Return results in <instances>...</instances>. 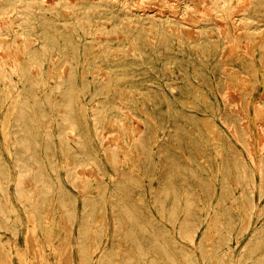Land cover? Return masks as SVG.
Here are the masks:
<instances>
[{"label": "bare ground", "instance_id": "6f19581e", "mask_svg": "<svg viewBox=\"0 0 264 264\" xmlns=\"http://www.w3.org/2000/svg\"><path fill=\"white\" fill-rule=\"evenodd\" d=\"M6 1L9 4L0 6V32L3 26L16 22L31 30L28 17L32 16L43 21V41L40 45L26 41L0 51V255H7L0 264H33L26 251V241L23 245L13 237L22 234V227L35 230L44 225L40 210L49 204L47 200L51 196H56V204L65 207L61 215L72 225V264H264V203L245 242L242 236L248 227L241 225L236 211L241 205L253 212L255 194L260 199L264 197V122L252 121L251 102L243 104L240 113L237 105L230 108L228 96L219 93L226 79L213 67L218 60L207 62L211 53L202 52L198 47L204 46V35L209 33L206 28L214 18L212 21L210 17L203 18L195 26L196 30H192L199 35L193 33L195 41L189 42V38L180 35L179 29L171 33L164 26L174 21L173 11L152 12V6V10L150 7L145 10V0L2 2ZM199 1L206 2L213 14L234 15V25L251 16L245 11L233 13L237 0ZM16 2L23 3L14 7ZM184 2L186 7L188 3ZM62 13L71 22L59 28L58 16ZM99 17L110 19L113 30L118 23L126 27L134 56L147 68H152V57L165 53L162 49L183 53L184 56L175 58L178 68L187 71L182 78L188 84L181 95L195 99L196 89L205 91L200 93L209 99L210 105L203 111L210 112L207 118L220 128L223 139L220 148L211 147V141L203 137L204 130L198 120L190 118L191 112L183 118V109L177 107L175 112L181 121L177 119L173 124L170 117L157 114L161 103L175 101L178 86L173 84L170 92L163 90L151 104L143 103L149 117L136 113L142 102L132 95L126 98L127 110L144 123V128L133 133L128 143L131 146L127 157L136 162L119 159V144L111 142L102 132L108 112L118 106L112 101L121 99L114 90L116 79L90 81L79 77L82 42L59 40L71 35L90 43L100 35L106 36L109 30L97 23ZM155 17L159 19L152 23L148 43L138 41L142 25ZM216 22L221 23L217 19ZM172 34L176 36L164 42L165 35ZM9 48L16 51L11 53ZM62 48L66 50V56L60 59L65 70L53 75L54 82L49 84L48 72L57 68L51 59L52 52L62 56ZM261 54L264 63V50ZM103 60L108 61L106 54ZM98 63L87 59L83 65L92 68ZM231 64L235 69L236 64ZM261 79L264 80L263 74ZM189 86L192 90H188ZM105 101L107 106L103 108ZM254 105L264 116V97ZM49 115L54 121L44 130L43 121ZM96 145L105 152L106 163L99 158ZM64 156L71 161L63 162ZM202 157L206 164L200 161ZM212 159H222L224 163L214 164L210 162ZM80 167L86 170L81 171ZM103 176L109 180H103ZM233 184L240 186L239 196H234ZM80 187L95 195L80 199ZM23 209L30 210L32 221L28 224L21 217ZM208 222L202 239L195 244L197 230ZM103 224L110 228L103 229ZM91 230L94 232L89 238ZM232 239H236V244L230 243ZM42 258L48 263L46 256ZM66 258H63L65 263Z\"/></svg>", "mask_w": 264, "mask_h": 264}, {"label": "rangeland", "instance_id": "374dc122", "mask_svg": "<svg viewBox=\"0 0 264 264\" xmlns=\"http://www.w3.org/2000/svg\"><path fill=\"white\" fill-rule=\"evenodd\" d=\"M2 1H0V6L9 4V1ZM167 1L169 0H145L143 9L149 10L148 8L152 6L154 10H157L154 11L150 7L152 12L163 13L161 9L173 11L175 15L173 16L174 21L166 23V25L164 26H168V30L171 31V33L177 32L179 29L180 35L184 36L185 38H189V42L195 41V37L192 36L193 33L195 35H199L196 31L192 33V30H196L195 26L200 24L203 18L210 17L211 21L214 18V20L211 22L212 24L206 28L207 30H209V33L204 35V46L198 47H200L199 49H203L202 52L205 50L206 52L211 53V55L206 58V60L208 59L207 62L213 61L215 59L218 60V63L213 64V67L218 70V74L223 78V80L226 79L221 83V86L218 89L219 93L225 94L226 97L228 96L227 100L230 102V108L237 105V108L239 107L238 109L240 110V113H242L243 111L242 105H248V103L251 102V109L249 112L252 117V121L264 122V116L262 112H258L254 105L255 101H257L259 98L264 97V80L261 79L262 74L264 75V63L261 54L264 50V0H258V2H256L257 0H237L235 2L234 9L232 10L233 13L236 14L245 11L246 13L251 14V16L247 18L245 17L240 21V23L237 24L239 27L232 23L235 20L234 15L222 17L213 14V10H211L210 8L208 9V6L205 5L206 2L204 1L201 2L199 0H185L186 3H188L186 7L183 6L185 5L184 0H170L174 5L172 4V2ZM22 3L16 2L13 4V6L19 7ZM157 3L160 6L157 5ZM199 6L202 8H200ZM237 6L239 10L240 8L242 9L239 11L237 9ZM174 7H177V9H175ZM9 8L10 5L5 9ZM205 8H207L208 11L205 10ZM200 9L203 10L200 11ZM167 10H165L164 12H166ZM174 11L179 13V16L176 15L177 13H175ZM11 14H15V11H12ZM186 16L188 18H191L188 19ZM179 17L184 18L180 19ZM175 18H178V20H175ZM185 18H187L188 20H186ZM58 19L59 20L57 22V25L59 26V28H61V25H69L71 22L70 17H67L64 13L60 14L58 16ZM158 19V17H155L154 19H147L145 21L144 26L142 25V34L140 35V38L142 36V39L139 38L138 41L142 40L143 42L148 43L147 35L152 34V23ZM216 19L221 23L216 22ZM28 20L30 22L28 24V27H33V29L31 30L25 29L24 25L19 24L18 22L8 23L6 27L2 25L3 27L0 32L1 52H3V49H5L7 46L19 45L26 41H30L35 45L41 44V42L43 41V33L41 31L43 21L33 19L32 16H29ZM96 20L101 27L105 26L106 29L109 30L106 36L100 35L99 38L91 40L90 43L83 38L81 39L80 37L72 38L71 35H68L66 39L59 37V40H63L61 42H64V40L67 41L69 39L82 42L83 45H80L81 49L79 51V77H85L90 81L94 80L93 78L99 80L116 79L117 83L115 84L114 90L118 95L121 96V99L116 98L112 101L118 106H116L112 111L108 112L104 122L105 128L102 132L104 136H108L111 142L119 144L117 146L119 159H121L122 161L128 159L130 160L129 163L136 162L127 157L131 146L128 143L131 141L133 133L138 131V129L144 128V123L138 117L131 115L127 110L129 104L127 103L126 98L132 95L133 98L142 102L138 106L136 113L140 117H149L150 113L148 111V108L143 105V103L151 104L152 100L162 95L163 90L170 92L169 87L173 84L178 86L177 97L174 99L175 101H173L172 103H169L167 101H165L163 104L161 103L158 108L159 111L157 112V114L162 117H170V124H173L177 121V119L181 121L180 115H177V112H175V109L177 107L183 109V113H181V115H183V118L184 116L186 117L187 115H189V112H191L193 115L190 114V118L198 120L201 129L204 130L202 131L203 137L211 141V147L215 149L220 148L223 140L222 134L219 131L220 128L219 126L214 125V123L207 118V116H211V113L203 111L205 107H208L210 105V103L208 102L209 99H207L205 96L203 97L200 93L205 91H199L198 89H196L197 92H194L196 93V97H198V95H201V97H195V99L193 97H188L187 94H184L183 96L181 95L183 88L188 84V82L183 79L187 74V71L183 69L180 70V68H178L175 58L176 56H184L183 53L176 52L173 49H162L161 51H164L165 53L152 57V68H147L146 65L140 63L141 60L139 58H136L134 56V47L131 41L127 39V37H131V35L130 33L125 32L126 27H122V24L118 23L115 27L116 30H113V24L111 23L110 19L99 17ZM222 22L224 25L222 24ZM183 27L186 28L187 31L186 29L182 30L181 28ZM235 30L237 33H235ZM184 31L186 32V35ZM189 33H191L190 36L193 39L189 36ZM170 36L174 37L176 36V34L168 36L165 35L164 42L169 41L168 38ZM19 37H21L22 39H20ZM104 37H107L108 39L103 40ZM259 37H261L262 39H259ZM256 41L258 42L256 43ZM255 43L257 45H255ZM83 46H86L87 48L84 49ZM227 46L229 48H227ZM9 49L11 53L16 51L13 48ZM64 49L65 48H62L60 51L62 56H60L56 52H52L54 55L51 56V59H54L53 62L57 68L48 72L49 84L54 82V78L52 77L53 75L55 76L58 72H62L65 70V67L61 66L63 62L62 60H60L66 56V50ZM226 51H228L229 53ZM104 54L107 55L108 61L103 60ZM122 56L124 57L121 58ZM67 57H69V55H67ZM145 58L150 59L148 56H145ZM87 59L95 60L99 63L92 68H87L85 67V65H83V62ZM231 63L236 64L235 69L231 67ZM64 64H67V62H65ZM145 69L150 70L146 71ZM176 76L181 78L177 79ZM188 90H192V87L189 86ZM262 94L263 96L261 97ZM57 97L59 98L58 95ZM235 100H237L238 102ZM106 102L107 101L103 102L102 104L104 105L106 104ZM11 105L12 103L9 102L8 106ZM106 106L104 105L103 108H106ZM53 121L54 119L51 115L47 116L43 121V129L48 130V126L52 124ZM215 122L220 124V121L217 118H215ZM193 133L196 132H192V134ZM236 146L239 145L237 144ZM95 148L97 150L99 158L106 163L107 157L102 147L96 145ZM202 154L205 155V153ZM63 159V162H68L70 160L69 157L65 156ZM202 159L203 157L200 158V161L206 164L207 162H204ZM210 162L219 165L224 163L222 159H212ZM106 167H108V164H106ZM84 168L86 167H80V170L85 171L86 169ZM102 179L107 181L109 180L108 176H103ZM216 186H219L218 182L216 183ZM233 189L235 191L234 196H239L241 190L240 186H238L237 184H233ZM93 190H95V188ZM88 195L95 194H89L87 189L80 187V192L78 193L79 198H86ZM47 201L49 202V204L41 207L40 210V217L44 225L38 227L35 230L22 227V234H20V236L17 238H13L14 240L18 241V243L23 245L26 241V244L28 245L26 251L33 264H72V259L70 258V255L74 252V241L73 239H71L72 225L67 221L64 215H61L64 214L65 207L55 203L58 202L56 196H51ZM255 202L256 207L254 208L253 212L249 208L242 207L241 205H238L236 207V211H238L239 213V220L241 222V225L248 227L247 231L242 236V242H245V240L248 239L251 230L256 225V213L263 205L264 197L260 199L258 194H255ZM22 211L23 212H21V217L24 220H27V224L30 223L29 220L32 221V218H30V210L23 209ZM103 222H106V219L103 220ZM210 222L202 224L197 230L194 239L195 244H198V242L202 239V234L204 233ZM108 226V224H103V229L110 228ZM68 228L70 229V232L67 231ZM90 232L91 233L88 236L89 238H92V232H94V230H91ZM230 243L236 244V239H232ZM42 256H46L49 259L48 263L44 262ZM4 257L7 258V255L5 253H2L0 255V260H6ZM37 258L39 260H37ZM63 258H66L67 263H65V260ZM14 259L17 261L16 257H14ZM76 259L77 258H75V260ZM62 261L63 263H61ZM202 264H204V262Z\"/></svg>", "mask_w": 264, "mask_h": 264}]
</instances>
